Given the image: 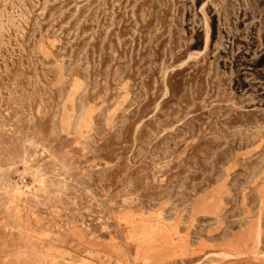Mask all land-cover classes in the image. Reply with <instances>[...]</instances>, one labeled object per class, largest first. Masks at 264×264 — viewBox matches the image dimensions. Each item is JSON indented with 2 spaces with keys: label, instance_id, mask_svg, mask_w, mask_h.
I'll return each mask as SVG.
<instances>
[{
  "label": "rangeland",
  "instance_id": "374dc122",
  "mask_svg": "<svg viewBox=\"0 0 264 264\" xmlns=\"http://www.w3.org/2000/svg\"><path fill=\"white\" fill-rule=\"evenodd\" d=\"M0 264H264V0H0Z\"/></svg>",
  "mask_w": 264,
  "mask_h": 264
}]
</instances>
